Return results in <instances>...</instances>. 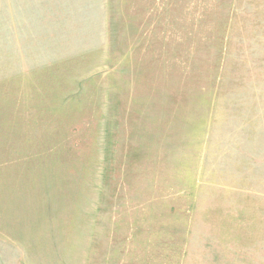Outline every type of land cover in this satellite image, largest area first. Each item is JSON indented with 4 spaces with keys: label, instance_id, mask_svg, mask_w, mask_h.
Instances as JSON below:
<instances>
[{
    "label": "rangeland",
    "instance_id": "rangeland-1",
    "mask_svg": "<svg viewBox=\"0 0 264 264\" xmlns=\"http://www.w3.org/2000/svg\"><path fill=\"white\" fill-rule=\"evenodd\" d=\"M0 264H264V0H0Z\"/></svg>",
    "mask_w": 264,
    "mask_h": 264
}]
</instances>
